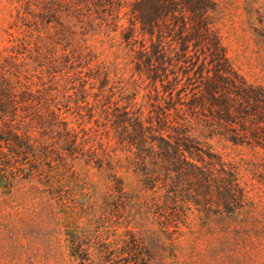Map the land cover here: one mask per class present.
I'll return each mask as SVG.
<instances>
[{
  "label": "rangeland",
  "instance_id": "374dc122",
  "mask_svg": "<svg viewBox=\"0 0 264 264\" xmlns=\"http://www.w3.org/2000/svg\"><path fill=\"white\" fill-rule=\"evenodd\" d=\"M123 1L119 25L128 26L132 0ZM215 1V28L232 65L249 82L264 87V0ZM109 2L0 0V59L15 54L13 59L25 63L23 68L34 80L36 74L42 75L51 93L49 101L58 103L61 117L82 142L76 157L63 152L61 147L67 146L58 134L62 124H51L53 117L44 113L38 123L26 118L32 124L30 142L36 145V154L8 155L9 159L0 154V264H77L72 246L87 249L94 264H125L122 249L128 248L132 234L150 242L164 240L170 246L165 264H264L263 147L234 145L221 136L207 138L214 157L206 159L216 166H234L247 186V210L231 216L225 212L223 219L179 203L175 217L174 207L154 205L152 191L142 188L136 166L127 159L133 157L130 147L138 150L136 145L120 141L100 106L90 110L92 95L86 98L90 104L82 102L70 66L84 74L88 67L79 64L89 59L91 67L103 62L110 70L117 91L113 99L136 92L135 101L146 116L154 108L152 87L135 72L122 28L113 29L116 12L106 10ZM23 39L28 49L12 50ZM37 47L46 64L54 63L53 79L33 60ZM98 85L97 79H90L86 89L94 92ZM76 101L84 106L79 108ZM255 163L259 166L253 170ZM159 194L163 191L157 194L162 205L164 197ZM171 218L178 227L162 232ZM102 243L113 253L101 256Z\"/></svg>",
  "mask_w": 264,
  "mask_h": 264
},
{
  "label": "trees",
  "instance_id": "16d2710c",
  "mask_svg": "<svg viewBox=\"0 0 264 264\" xmlns=\"http://www.w3.org/2000/svg\"><path fill=\"white\" fill-rule=\"evenodd\" d=\"M123 4V0H110L106 10L116 12L112 16L113 29L122 28L135 72L148 79L152 87L154 108L146 116L143 106L135 101L136 92L113 99L117 91L110 70L103 62L91 67L89 59L79 64L88 67L84 74L74 64L70 66L80 84L82 102L90 104L86 98L92 95L90 110L100 106L120 141L136 145L138 150L130 147L133 157L127 159L136 166L142 188L152 191L154 205L174 207L171 216L175 217L180 204L188 209L193 205L206 215L214 213L223 219L225 212L231 216L247 210V186L240 182L234 166H216L206 159L214 157L207 138L221 136L234 145L264 148V87L249 82L232 65L215 28L216 1L132 0L128 26L119 25ZM20 47L28 49L24 39L12 50L20 53ZM35 49L38 54L33 60L38 67H46L53 79L50 66L54 63L46 64L38 47ZM15 57L10 54L0 59V154L6 159L8 155L36 154V145L30 142L32 124L26 118L38 123L47 113L55 121L51 124H62L58 134L64 137L67 147L61 150L76 157L82 144L78 132L61 117L58 103L49 101L51 93L42 75L36 74L38 80H34L27 74L28 68H23L25 63L17 62ZM92 70L94 73H90ZM90 79L99 81L97 91L86 89ZM94 87L91 83L90 89ZM76 103L79 108L84 106ZM57 154L62 157V152ZM258 166L252 164L251 169ZM115 188L123 192L121 186ZM160 191L162 205L157 198ZM176 223L171 218L161 231L171 233L176 230L171 227H178ZM128 242V248L122 249L125 264H165L170 246L161 238L150 242L132 234ZM106 246L102 243L99 248L103 257L114 251ZM71 255L77 264H94L87 249L72 246Z\"/></svg>",
  "mask_w": 264,
  "mask_h": 264
}]
</instances>
